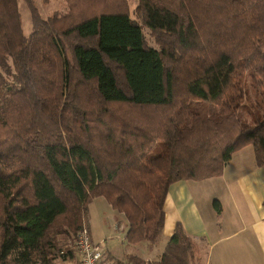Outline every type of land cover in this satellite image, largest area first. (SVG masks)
Masks as SVG:
<instances>
[{
    "label": "trees",
    "instance_id": "1",
    "mask_svg": "<svg viewBox=\"0 0 264 264\" xmlns=\"http://www.w3.org/2000/svg\"><path fill=\"white\" fill-rule=\"evenodd\" d=\"M24 1L28 36L0 0V264L70 259L96 197L126 218L127 245L152 247L169 185L221 175L246 145L264 164V0H137L135 18L127 0H67L46 19ZM245 73L263 96L249 120ZM198 252L178 223L157 259L113 264Z\"/></svg>",
    "mask_w": 264,
    "mask_h": 264
},
{
    "label": "crops",
    "instance_id": "2",
    "mask_svg": "<svg viewBox=\"0 0 264 264\" xmlns=\"http://www.w3.org/2000/svg\"><path fill=\"white\" fill-rule=\"evenodd\" d=\"M97 198L100 197L93 199ZM111 210L113 226L117 228L123 219ZM163 211V248L180 223L198 243L195 264H264V164L255 165L251 145L234 152L219 176L169 185ZM89 219L85 217V226L91 233ZM120 227H125L126 232L127 226L121 223ZM90 238L94 242L91 235ZM134 246L148 249V254L138 255L146 261L157 259L163 251L146 243ZM134 246L126 245L128 252L122 259L107 249L108 260L103 259L101 264L125 260Z\"/></svg>",
    "mask_w": 264,
    "mask_h": 264
},
{
    "label": "rangeland",
    "instance_id": "3",
    "mask_svg": "<svg viewBox=\"0 0 264 264\" xmlns=\"http://www.w3.org/2000/svg\"><path fill=\"white\" fill-rule=\"evenodd\" d=\"M34 6L36 7L39 15L41 18L46 19L50 17L51 15L57 13L63 15L68 11L67 8V0H32ZM129 5V12L130 15L135 18L134 15V7L136 5L137 0H127ZM18 9L21 15V22H22V30L23 34L25 36H28L32 30V22H31V16H30V10L24 0H17ZM143 33L146 39V42L153 47H156V43L149 34L148 30L146 28H143ZM244 87L245 90L248 93L249 100L246 101V107H244L241 110L240 118L243 120H249V111L252 110V105L256 106L259 103H261L263 96L262 91H257L255 87L251 85L250 77L247 73H245L244 76ZM264 106V104H263ZM133 110V109H132ZM162 150V143L157 142L155 148L150 152V155H155L161 152ZM112 208L108 204V202L105 200L104 197H100L97 199H93L90 201L87 205L85 217H90V235L92 236V239L95 243L102 244V246L105 248V251L107 249L118 259H122L123 254L125 252H128V248H126V243L124 241L125 236V227L121 228L120 225L123 223L124 226H127L126 218L123 214H121V217L123 219L118 222L117 228H114V217L111 214L110 210ZM112 211V210H111ZM120 214V213H119ZM73 239L75 241L76 239ZM165 238H160L159 242L156 244L157 247L163 248ZM70 243V242H69ZM74 244H69L70 248H73ZM141 245V244H140ZM138 247V248H137ZM132 254L139 255L142 254H148V249H146L144 246H134L131 250ZM105 252L104 260H108V256ZM104 262V261H103ZM102 262V263H103ZM56 264H78L76 257L74 256V253L72 257L66 261H57Z\"/></svg>",
    "mask_w": 264,
    "mask_h": 264
},
{
    "label": "built area",
    "instance_id": "4",
    "mask_svg": "<svg viewBox=\"0 0 264 264\" xmlns=\"http://www.w3.org/2000/svg\"><path fill=\"white\" fill-rule=\"evenodd\" d=\"M72 251L78 264H101L106 252L102 244L92 242L85 226L77 232Z\"/></svg>",
    "mask_w": 264,
    "mask_h": 264
}]
</instances>
